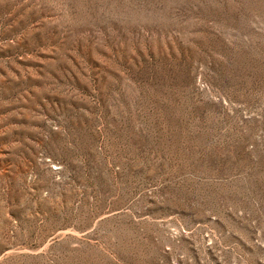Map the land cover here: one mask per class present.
Returning <instances> with one entry per match:
<instances>
[{
    "label": "rangeland",
    "instance_id": "obj_1",
    "mask_svg": "<svg viewBox=\"0 0 264 264\" xmlns=\"http://www.w3.org/2000/svg\"><path fill=\"white\" fill-rule=\"evenodd\" d=\"M0 264H264V0H0Z\"/></svg>",
    "mask_w": 264,
    "mask_h": 264
}]
</instances>
